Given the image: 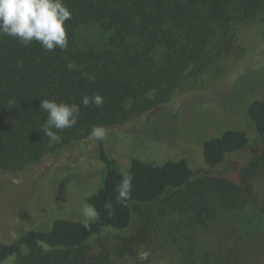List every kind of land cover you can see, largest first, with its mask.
Segmentation results:
<instances>
[{"label": "trees", "instance_id": "trees-1", "mask_svg": "<svg viewBox=\"0 0 264 264\" xmlns=\"http://www.w3.org/2000/svg\"><path fill=\"white\" fill-rule=\"evenodd\" d=\"M64 3L73 14L65 22L66 49L49 52L36 42L24 46L0 37V172H23L73 143H91L93 158L102 168L94 192L79 191V185L86 187L80 170L51 169L56 170L55 179L70 176L55 187L86 196L98 217L89 227L81 219L59 217L48 231L26 229L13 242L0 241V264H131L101 243L104 231L127 232L137 207L155 205L203 179L217 180L226 185L222 191L235 194L229 200L218 190L217 199L222 200L213 205L205 192L183 209L181 227L171 236L178 251L170 264H200L196 256L201 264H253L254 252L264 244V193L256 183L264 169V98L246 106L253 134L228 128L207 139L198 170L186 156L141 157L146 145L131 148L136 139L123 129L134 119L165 108L187 80L218 66L234 50L235 28L264 12V0ZM85 94H99L104 103L81 106L76 125L59 132L61 142L49 147L41 131L47 116L40 110L41 100L79 103ZM94 125L106 130L102 141L90 137ZM122 156L128 160L126 168L121 166ZM127 174L133 177L131 198L116 204L114 186ZM109 200L115 207L111 218L103 207ZM215 221L227 223V231L212 232V240L200 232ZM151 226L152 217L142 222L141 237L146 238ZM201 236L213 243L201 249L191 242ZM185 239L191 244L186 248Z\"/></svg>", "mask_w": 264, "mask_h": 264}, {"label": "rangeland", "instance_id": "rangeland-1", "mask_svg": "<svg viewBox=\"0 0 264 264\" xmlns=\"http://www.w3.org/2000/svg\"><path fill=\"white\" fill-rule=\"evenodd\" d=\"M235 29L234 50L218 66L187 80L165 108L134 119L125 126V134L131 140L136 139L131 148L146 145L142 154L139 153L141 157L149 153L161 160L186 156L198 170L202 169V148L207 139L228 128L243 129L253 134L246 106L253 99L264 98V12L255 13L247 24ZM92 152L91 143H73L47 155L41 163L23 172H0V241L13 242L26 229L48 231L52 221L59 217L83 220L81 208L87 204L86 196L69 188H56L62 177L55 179L56 170L51 168L80 170L86 187L79 185V191L83 193L90 189L94 192L100 182L102 168ZM120 162L123 168L128 165L124 156ZM69 178H62L65 181L61 182L65 184ZM257 182L259 191L264 193V169ZM225 186L214 179H203L185 191L167 195L155 205L137 207L131 228L123 233L106 229L101 243L114 254H123L131 264H170V258L178 251L172 246L177 243L173 244L171 236L181 227L180 220L185 216L183 209L194 204L195 197H205V192L213 205H216V200H222L217 199L218 190L225 199L231 200L235 193L222 191ZM151 217L152 228L145 234L146 238L141 237L138 227ZM218 223H210L200 233L213 240L212 232L227 231V223ZM170 231L173 233H168ZM195 241L201 249L213 243L203 236L191 242ZM184 244V248L191 245L186 239ZM257 250L253 264H264V244ZM196 260L201 264L200 256H196Z\"/></svg>", "mask_w": 264, "mask_h": 264}, {"label": "clouds", "instance_id": "clouds-1", "mask_svg": "<svg viewBox=\"0 0 264 264\" xmlns=\"http://www.w3.org/2000/svg\"><path fill=\"white\" fill-rule=\"evenodd\" d=\"M72 16L64 0H0V37L14 38L24 46L36 42L49 52L56 48L64 50L68 47L65 22L71 20ZM103 103V97L99 94H85L80 97L79 103L41 100L40 110L47 114L41 131L48 138V146L60 143L62 137L58 133L76 125L81 106L100 107ZM90 137L102 141L106 137V130L94 125ZM132 180V175L127 174L114 186L116 204L124 205L131 198ZM103 207L109 218L115 214L111 200L106 201ZM81 216L85 226L89 227L97 219L98 212L85 204L81 208Z\"/></svg>", "mask_w": 264, "mask_h": 264}]
</instances>
